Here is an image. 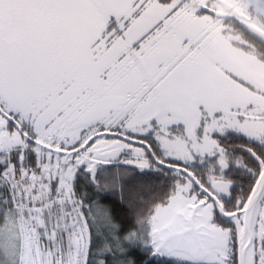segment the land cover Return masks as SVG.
Masks as SVG:
<instances>
[{"label": "snow or ice", "instance_id": "obj_1", "mask_svg": "<svg viewBox=\"0 0 264 264\" xmlns=\"http://www.w3.org/2000/svg\"><path fill=\"white\" fill-rule=\"evenodd\" d=\"M0 264H264V0H0Z\"/></svg>", "mask_w": 264, "mask_h": 264}]
</instances>
